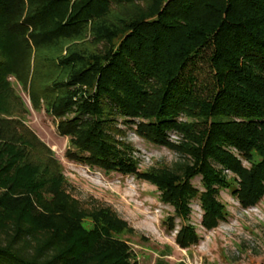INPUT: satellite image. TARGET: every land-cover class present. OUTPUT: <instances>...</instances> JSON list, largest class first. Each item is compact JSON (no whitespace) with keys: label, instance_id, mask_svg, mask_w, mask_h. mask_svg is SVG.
I'll use <instances>...</instances> for the list:
<instances>
[{"label":"trees","instance_id":"1","mask_svg":"<svg viewBox=\"0 0 264 264\" xmlns=\"http://www.w3.org/2000/svg\"><path fill=\"white\" fill-rule=\"evenodd\" d=\"M15 86L69 139V161L149 182L184 221L198 200L216 229L222 190L244 208L264 198V0H0V264H140L133 230L66 195L54 153L8 119L29 114ZM121 125L183 163L140 171ZM199 240L189 224L176 234Z\"/></svg>","mask_w":264,"mask_h":264},{"label":"rangeland","instance_id":"2","mask_svg":"<svg viewBox=\"0 0 264 264\" xmlns=\"http://www.w3.org/2000/svg\"><path fill=\"white\" fill-rule=\"evenodd\" d=\"M199 69L200 80L208 82V63L201 62ZM15 90L29 114L22 117L18 109L15 113L19 114L8 119L22 122L54 153L63 167V191L66 195L84 210L111 209L133 230L125 239L136 252L140 264H155L158 259L171 264H264V198L257 205L244 208L229 191L222 190L220 200L229 215L216 229L207 231L201 225L203 212L198 200L191 202L189 219L184 221L176 217L172 206L161 201L160 193L149 182L134 176L107 174L69 161L66 158L69 139L58 134L56 121L44 109L39 112L33 108L29 89L24 91L15 86ZM120 128L126 131L125 140L134 147L140 171L163 167L178 169L183 163L179 154L140 139L134 133V127L127 129L121 125ZM175 134L180 143L182 136ZM33 154L47 156L37 147L33 148ZM244 166L249 167V164L244 162ZM226 174L233 177L230 172ZM193 185L202 190L200 178H196ZM169 217H175V229L170 231L166 225ZM187 224L195 227L200 240L183 249L176 243V234Z\"/></svg>","mask_w":264,"mask_h":264},{"label":"built area","instance_id":"3","mask_svg":"<svg viewBox=\"0 0 264 264\" xmlns=\"http://www.w3.org/2000/svg\"><path fill=\"white\" fill-rule=\"evenodd\" d=\"M169 139L171 142H174V143H178L179 141V137L175 133H170Z\"/></svg>","mask_w":264,"mask_h":264}]
</instances>
